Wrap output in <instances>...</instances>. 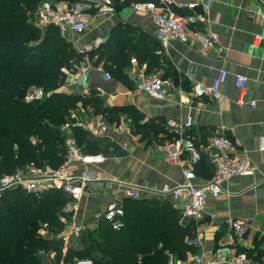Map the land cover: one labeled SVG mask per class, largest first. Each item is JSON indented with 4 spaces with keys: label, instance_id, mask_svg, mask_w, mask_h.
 Instances as JSON below:
<instances>
[{
    "label": "crops",
    "instance_id": "crops-1",
    "mask_svg": "<svg viewBox=\"0 0 264 264\" xmlns=\"http://www.w3.org/2000/svg\"><path fill=\"white\" fill-rule=\"evenodd\" d=\"M178 1L195 2L196 10L206 14V24L199 27L208 29L218 37L224 48L221 56L198 53L175 40H170L167 48L163 49L148 16L134 11L125 20L117 16L131 6L121 9L112 7L111 14L91 11L83 33L66 31L62 37L78 54L84 55V59L76 66V69L81 68V73L75 74V78L81 75L80 84L58 90L82 97L93 94L104 107L116 110L112 117H118L122 126L127 127V132L119 128L95 136L107 138L112 143L111 149L101 154L105 160L99 165L72 163L76 175L87 171L97 174L99 178L96 182L88 183L77 200L73 201L62 191L49 190L56 191L59 201L62 195L68 197L60 210L49 217L62 229L54 233L44 224L45 228L40 226L37 234L41 238H59L62 258L69 247H77L76 242L70 244L73 237L92 233L101 222L109 226L95 216L110 204L118 203L123 211L120 218L122 225L116 231L110 226L109 229L119 232L120 238L128 240L139 253L136 256L138 262L148 257L163 259L165 264H190L191 257L196 254L212 253L219 247L232 246L235 251L244 252L250 264H264V152L258 150L259 139L264 137V0H210L208 10L206 1ZM114 33H117L118 55L121 52L125 56V61L118 58L123 81L111 76L103 69L102 63L93 64L95 58L86 57L92 51L80 52L84 45L96 38L104 39L96 50L109 51L115 45L112 40ZM135 51L158 56L167 64L155 66L147 59L141 63ZM142 58H146L145 55ZM110 67L113 68L112 65ZM64 70L65 67L61 69L62 72ZM221 70L227 73V77L216 95L194 98L192 86L209 85ZM100 71L109 74L110 80L104 81ZM143 72L169 80L175 91H181L180 95L168 103L134 93L139 75ZM236 76H243L247 80L242 91L234 86ZM251 103L255 104L254 108H251ZM74 114L89 126H93L95 116L99 115L88 108L77 109ZM102 116L108 123L112 119L107 112ZM188 118H191L192 125L185 136L192 138L202 151L201 161L192 168L188 154L184 153L177 165H172L167 155L158 149L172 144L178 137L176 132L166 128V123L172 121L179 125ZM143 126L150 130L146 135L137 132ZM215 131H221L233 142L232 156L245 160L251 174L226 181L222 185L224 194L206 198L198 221L180 226L177 203L153 190L164 185L174 187L184 183L183 172L190 169L195 174L193 183L204 186L214 172L204 148L207 138ZM108 180L113 183L109 184ZM114 183L123 186L116 188ZM128 186L137 191V196L128 197L123 193ZM71 205L74 208H70ZM174 218V226L190 231L191 236L195 228L204 232L200 249L185 248L184 243L180 248L173 246L172 239L164 234V230ZM233 223L245 227L241 240L237 239L232 229ZM73 227H77L78 232L71 231ZM142 252L147 253L141 255ZM39 255L43 264H61V261L55 262L50 250H41Z\"/></svg>",
    "mask_w": 264,
    "mask_h": 264
},
{
    "label": "trees",
    "instance_id": "trees-1",
    "mask_svg": "<svg viewBox=\"0 0 264 264\" xmlns=\"http://www.w3.org/2000/svg\"><path fill=\"white\" fill-rule=\"evenodd\" d=\"M59 1L73 4L78 0H0V175L25 168L57 169L64 160L69 133L82 154L104 155L111 149L112 143L107 138L95 137L73 127L68 134L58 131L60 124L72 123V114L80 108L101 115L107 112L109 118L116 114V110L104 107L91 93L82 97L58 90L64 78L61 69L65 67L74 72L84 55L78 54L56 28H34L32 18L40 3ZM146 1L149 0H109L111 7L119 9ZM112 40L115 45L109 51L94 50L86 57H94L93 64L102 63L104 70L123 81L118 58L125 61V56L121 52L118 55L117 33L113 34ZM135 52L141 63L147 59L155 66L167 64L158 56ZM143 55L146 58H142ZM30 86L50 94L26 104L22 98ZM137 132L146 135L150 130L143 126ZM157 132L158 128L155 129ZM55 192L47 191L41 198H32L15 189L1 196L0 264H43L39 255L41 250L53 252L55 262L61 261V264H73L79 259H90L93 264H165L163 259L148 257L138 262L136 256L139 253L128 240L120 238L119 232L110 230L103 222L92 233L79 234L75 239L77 247H69L62 258L59 238H41L37 234L44 224L54 233L62 229L49 217L60 210L68 197L62 195L59 201ZM175 220L165 226L164 234L172 239L174 247L180 248L191 232L177 229Z\"/></svg>",
    "mask_w": 264,
    "mask_h": 264
},
{
    "label": "built area",
    "instance_id": "built-area-1",
    "mask_svg": "<svg viewBox=\"0 0 264 264\" xmlns=\"http://www.w3.org/2000/svg\"><path fill=\"white\" fill-rule=\"evenodd\" d=\"M202 1H206L205 7L208 10L210 0H200V2ZM196 9L197 3L195 2L183 3L178 0L134 2L131 5L132 11L145 14L150 18L155 26L156 39L163 49L167 48L170 40H175L193 48L198 53H212L216 56H221L224 53V48L221 46L218 37L208 29L199 27L206 24V14L198 12ZM91 11L96 14H111L112 7L109 0H78L73 4L42 2L33 14L32 24L34 28L39 30H43L48 26L56 28L61 37L64 36L66 31L81 34L86 29ZM103 42L104 39H93L90 43L84 45L80 52L87 53L96 50ZM80 69L75 68L76 72L68 69L64 70V78L59 89L65 90L71 85L80 84L81 75L77 77L78 80L75 78V74L81 73ZM100 74L104 81L110 80L107 73L100 71ZM139 76L135 90L136 94L142 93L155 100L170 103L174 101L176 95L181 93V91H175L167 79L158 76H146L144 73ZM226 77L227 73L221 70L218 77L209 85H193V97H214L221 84L225 82ZM246 83L247 80L243 76L234 78V86L240 91L245 89ZM49 94L50 92L32 90L26 92L22 100L24 103L29 104L40 101L45 96L48 97ZM250 106L254 108L255 104L251 103ZM71 119L73 120L72 123L67 121L60 124L58 127L60 133L68 134L70 128L73 127L83 131L87 130L93 136H101L108 131H116L122 128L118 117H112L108 123L99 114L95 116L93 126L84 124L81 118L76 117L75 114H72ZM191 125V118L186 119L184 123L179 125L172 121L166 123L168 130L178 134L172 144L158 147L159 152L167 155L170 164L177 165L184 153L189 156L191 168L201 161V148L196 145L192 138L185 136L187 129ZM204 149L214 170L211 179L204 186H197L193 183L195 174L190 169L183 172L184 183L174 187L164 185L153 190L154 193L168 196L177 203L179 210L178 224L180 226H188L192 222L198 221L205 207L206 198L208 196L216 198L224 194L222 185L226 181L232 177H245L251 174V170L245 160L232 156L234 150L233 142L223 135L221 131H215L212 136L207 138ZM258 150L264 152V137L259 139ZM64 155L63 162L55 170L25 168L17 171L14 176L0 175V198L8 190L18 189L32 198H39L44 192L55 189L66 193L73 201L77 200L88 183L96 182L99 178L97 174L87 171L76 175L72 163L99 165L105 160V157L101 154H82L70 133L67 135L65 142ZM108 183H113V181L108 180ZM114 184L116 188L123 186L120 183ZM123 193L128 197L137 196V191L130 186L126 187ZM70 208H74V205H71ZM122 215L121 206L118 203H113L95 217L106 221L110 228L116 231L122 225L120 222ZM41 228H45V225H42ZM71 229L74 232L79 230L77 227ZM232 229L237 234V239L241 240L245 227L242 224L233 223ZM204 238V232L195 228L193 235L186 237L183 243L187 248L200 249ZM73 264H92V262L89 259H79L75 260ZM168 264L174 263L169 262ZM190 264H250V262L244 252L235 251L232 246H224L217 248L212 253L202 252L192 256Z\"/></svg>",
    "mask_w": 264,
    "mask_h": 264
},
{
    "label": "rangeland",
    "instance_id": "rangeland-1",
    "mask_svg": "<svg viewBox=\"0 0 264 264\" xmlns=\"http://www.w3.org/2000/svg\"><path fill=\"white\" fill-rule=\"evenodd\" d=\"M144 73V72H143ZM146 75V74H145ZM63 76H64V74H63ZM146 76H150V75H146ZM159 77V76H158ZM138 83V82H137ZM136 87H137V85H136ZM136 87L134 88V90H133V92L135 93V90H136ZM29 88V89H28ZM27 89L28 90H26L27 92L28 91H32V90H41V89H39L38 87H36V86H30V87H28ZM57 88H59V86L57 87ZM42 91V90H41ZM45 97H47V96H45ZM44 97V98H45ZM103 120V119H102ZM121 130L122 131H126L127 132V127L125 126V127H123L122 126V128H121ZM45 168V167H44ZM37 169H39V170H42V168H37ZM47 169V168H46ZM16 171V170H15ZM11 172V173H1V175H5V176H14V175H16V172ZM75 239H77V236L76 237H73V239H72V241H70V244H74L75 243ZM90 260V259H89ZM91 261V260H90ZM92 262V261H91ZM92 264H93V262H92Z\"/></svg>",
    "mask_w": 264,
    "mask_h": 264
},
{
    "label": "water",
    "instance_id": "water-1",
    "mask_svg": "<svg viewBox=\"0 0 264 264\" xmlns=\"http://www.w3.org/2000/svg\"><path fill=\"white\" fill-rule=\"evenodd\" d=\"M131 8H127V9H123L122 11H120L117 16L121 19V20H125V18L127 17L128 14L131 13Z\"/></svg>",
    "mask_w": 264,
    "mask_h": 264
}]
</instances>
